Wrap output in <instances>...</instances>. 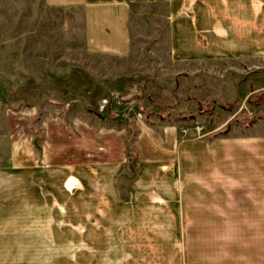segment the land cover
<instances>
[{
  "label": "rangeland",
  "instance_id": "obj_1",
  "mask_svg": "<svg viewBox=\"0 0 264 264\" xmlns=\"http://www.w3.org/2000/svg\"><path fill=\"white\" fill-rule=\"evenodd\" d=\"M167 1L130 0V49L116 55L86 50L77 7L0 0V165L27 169L20 190L12 181L0 264H117L93 235L107 224L94 215L106 211L92 183L85 204L83 171L134 160L139 130V157L166 149L158 135L195 123L206 133L199 138L264 132V0ZM175 24L239 29L234 39L202 32L172 46Z\"/></svg>",
  "mask_w": 264,
  "mask_h": 264
},
{
  "label": "crops",
  "instance_id": "obj_2",
  "mask_svg": "<svg viewBox=\"0 0 264 264\" xmlns=\"http://www.w3.org/2000/svg\"><path fill=\"white\" fill-rule=\"evenodd\" d=\"M45 2L81 10L82 39L89 53L123 55L130 49V0ZM246 25L242 24V50L249 48ZM167 29L174 46L190 35L197 39L202 32L212 39H234L239 28L234 24L218 33L203 24H175ZM259 130L233 129L203 138L193 136V129L166 133L165 139L158 135L160 142L168 143L165 150L153 147L150 155L141 157L139 130L131 142L134 160L127 155L84 165L89 177L84 202H92V183L93 188L98 186L99 206L106 211L105 217L99 212L93 218L107 222L104 229L93 230L99 248L114 251L117 264H264V132ZM131 160L134 166L129 165ZM26 170L0 165L1 228L11 221L12 181H18L15 188L20 190ZM7 237L10 230L4 234L0 229V247H5Z\"/></svg>",
  "mask_w": 264,
  "mask_h": 264
},
{
  "label": "built area",
  "instance_id": "obj_3",
  "mask_svg": "<svg viewBox=\"0 0 264 264\" xmlns=\"http://www.w3.org/2000/svg\"><path fill=\"white\" fill-rule=\"evenodd\" d=\"M191 128L193 129L195 136L201 137L206 134L205 132H203V127H201V125H199L198 123L193 124ZM181 130L186 131L187 129L181 127Z\"/></svg>",
  "mask_w": 264,
  "mask_h": 264
}]
</instances>
